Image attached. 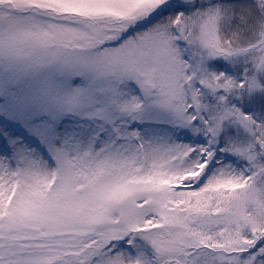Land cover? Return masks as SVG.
<instances>
[{
  "label": "snow or ice",
  "instance_id": "obj_1",
  "mask_svg": "<svg viewBox=\"0 0 264 264\" xmlns=\"http://www.w3.org/2000/svg\"><path fill=\"white\" fill-rule=\"evenodd\" d=\"M0 264H264V0H0Z\"/></svg>",
  "mask_w": 264,
  "mask_h": 264
}]
</instances>
